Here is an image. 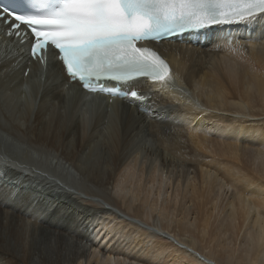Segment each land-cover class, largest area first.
I'll list each match as a JSON object with an SVG mask.
<instances>
[{"label":"bare ground","instance_id":"bare-ground-1","mask_svg":"<svg viewBox=\"0 0 264 264\" xmlns=\"http://www.w3.org/2000/svg\"><path fill=\"white\" fill-rule=\"evenodd\" d=\"M249 24L252 32L236 31L230 46L223 41L203 48L149 43L172 71L166 88L144 80L132 83L146 97L144 103L134 104L126 99L108 103L105 97L104 102L85 100L80 86L68 82L52 56L45 74H37L22 47L12 45L7 50L4 45L10 46L12 38H5L0 30V161L6 169L0 176V264H34L31 240L45 229L83 239L81 232L77 230V238L71 231L76 207L93 215L90 220L96 224L90 242L96 249L102 247V255L97 252L94 257L93 250L87 263L94 258L93 264H114L113 256L119 253L104 243L110 237V241L123 237L119 245L124 257L119 256L116 264H219L210 257L215 248L233 254L212 238L221 231L236 240L242 233L237 264H264V158L259 164L252 162V168L247 164L252 151L251 158L264 151V14ZM96 105L106 125L103 140L95 131L88 136L80 123L75 127L65 123L66 109L73 117H84ZM143 139L150 145L142 147ZM15 141H25L27 147L19 151ZM5 144L12 147L5 150ZM138 149L144 155L142 165L152 170L139 169L150 176L143 185L132 187ZM33 151L38 155L33 156ZM189 170L193 180L188 178ZM155 173L172 175L173 188L182 186V191L191 193V211L185 209L187 201L176 209V195L158 201L153 191ZM51 182L66 191H49ZM117 186L126 195L113 193ZM217 186L234 187L224 208L227 221L216 220L208 209V204L214 212L219 209L212 197ZM86 198L93 202L89 205L93 210ZM57 199L66 203L59 205ZM158 204L160 217L175 210L176 217L183 216L172 226L165 220L167 224L158 227L153 218ZM190 213L193 221L186 217ZM141 216L155 225L136 223L143 222ZM129 225L134 228L128 229ZM156 236L161 239L154 240ZM79 250L68 255L67 264H81L85 252Z\"/></svg>","mask_w":264,"mask_h":264},{"label":"snow or ice","instance_id":"snow-or-ice-1","mask_svg":"<svg viewBox=\"0 0 264 264\" xmlns=\"http://www.w3.org/2000/svg\"><path fill=\"white\" fill-rule=\"evenodd\" d=\"M261 14L264 0H20L12 7L0 3V30L9 38L29 42L33 58L54 48L71 81L81 83L85 90L113 95L98 82L127 83L148 77L154 85L167 87L169 65L143 42L214 25L251 23ZM131 96L137 98L138 93L132 91ZM102 116L99 105L84 117H73L66 109L65 123L72 127L80 123L88 136L95 131L103 140ZM14 143L19 151L27 147L25 141ZM10 147L4 145L5 150ZM47 187L66 191L58 182Z\"/></svg>","mask_w":264,"mask_h":264},{"label":"rangeland","instance_id":"rangeland-1","mask_svg":"<svg viewBox=\"0 0 264 264\" xmlns=\"http://www.w3.org/2000/svg\"><path fill=\"white\" fill-rule=\"evenodd\" d=\"M175 83H177V82H175ZM195 98H194V100H195ZM195 103H196V105L201 106L198 99L195 100ZM209 123L213 124L210 121H209ZM221 126L223 127V125H221ZM221 126L219 125L220 129L222 128ZM219 128H218V131H219ZM252 128H255V127H252ZM259 131H261V128L259 129ZM217 133L218 132L216 130V132L214 134H217ZM254 137H256V139H257L258 138V134H256V136H254ZM146 140L147 139H143L144 142L142 141L143 143H140L142 145V147L144 145H146V146L150 145V142L148 140L147 141ZM138 150L141 153V151H140L141 149H138ZM139 152L135 153V155L136 156L138 155L139 158H137L138 156L136 157L138 159L137 160L138 162H137V164L135 166L134 178H133L132 184L130 186H132V185L133 186L134 185H143L146 182L147 178L150 176V175H145V174L142 175V173L139 171V169H143L144 168V170H147V171H151L152 170V168H150V169L146 168L145 169V166L142 165L141 160H143V156L144 155H143V153L139 154ZM253 153H254V151H252L250 156L248 157L249 158L248 160H250V161L247 163L248 166H250L251 168H252V165H251L252 162H254V165H256V164H259V162H260V160L262 158H264V151H262L261 155L258 158H251V157H253ZM188 173H189L188 178L190 180H193V175L194 174H193L192 170H189ZM153 175L156 177V180L153 183V191L155 190L154 193L156 192V194H158L157 193L158 189H159V191L161 189V192H160L159 196L155 194V196L158 197V199H159L158 201L159 202H161V200L164 201L167 198L169 200L174 199V196L176 195V198L174 200V201H176V209L178 208L179 205L181 206V204L185 205L184 203L187 201L186 202L187 204L185 205V209H186V207H188V210L191 211V209H192L191 208V204H190L191 202L189 201V195H191V193L189 191L187 193L182 191V186H180V188H178V189L173 188V185L171 183V180L173 179L172 175H163V174L159 175L158 173H155ZM128 186H129V184H128ZM184 186H185V184H184ZM233 188H234L233 186H229V187L228 186H223L221 188H219L217 186L216 188H214L216 190L214 191V193H213L214 196H212V197H213V200L215 201V204H217V202H218V204L216 205L217 206L216 208H219V209H215V212H214V209L212 208L211 205L209 206V204H208V209L210 208L211 211H213L212 215H213V218H216V220L218 219L219 221H222V220L227 221L225 219L226 218V210L224 208L226 207L227 201L231 197L229 195H232L231 193L233 192ZM119 190H120L119 186L113 187V193L117 194V196L118 195L119 196L126 195V191L125 190H124L125 193H123V191L121 193V190H120V192H117ZM228 190H229L230 193L229 192L227 193ZM225 192H226V194H225ZM20 193L21 192H18V194H20ZM118 193H121V195L118 194ZM22 194H25V193L22 192L21 195ZM128 195H129V193H128ZM182 196H185V197L182 198ZM217 197H218L219 200L217 199ZM151 198H152V194L149 195V199H151ZM187 198H188V200H187ZM88 199H90V198H86V200H84V202L86 204H88L87 206L90 205L92 207L93 202L91 201V199L90 200H88ZM57 200H59V199H57ZM36 201L38 202V201H41V200H36ZM36 201H34V202H36ZM60 201H61V203H60ZM62 203H66L64 199L59 200V205H62ZM90 206H89L88 209L89 210H93V209L90 208ZM159 207H160V204H158L154 208V211H153V216H154L153 218L155 220L154 222H157L159 224L158 227L159 226L164 227V223L167 224L166 221H168V224L169 225L171 224L170 226H172V224L175 223V221L173 222V220L178 219L181 216H183V213H182L181 216H177L176 217L177 211L175 210L173 212L170 211V213L169 214L167 213L168 215H165L164 217H162V216L160 217V215H159L160 214ZM205 208H207V205H206ZM75 212H76V214L72 217L73 219L70 220L71 231L73 230L75 233H77V235H78V232H79V234L82 233L84 238L80 239V241H79V239H76V237H73L71 235H67V234H64V233L61 234V233H59L57 231L53 232L50 229H45L44 231L42 230V232H40L42 235L41 234H37L36 236H34V239L31 240L32 245H34L33 249H32V251L34 253V256H35V257L34 256L32 257V262L34 261L33 262L34 264H42L43 261L44 262H46V261L52 262L53 261L55 263H56V261H61V262H63V264H67L68 259H69L68 255L72 256V254L75 251H78L79 249H80L79 252L84 251L85 252V256H86V257L84 256L85 259L83 257L80 258L79 262H81V264H93L94 263V261H93L94 258L92 259V263H87L85 260H88V258H90V257L92 258L93 256L95 257V256H98V255L99 256L102 255V252H101L102 247H100V249L99 248L96 249L95 245L91 244V242H90V240H91L90 237L92 238V235H91L92 234V228L94 227L93 225L96 224V221H94V219H91L92 221L90 220V217H92L93 215L90 216L89 215L90 212H87L85 209H83V212H81V207H76ZM92 212L93 211H91V214H92ZM209 212H210V210L208 211V213ZM78 213H79V215H78ZM86 213H87V215H86ZM214 213H216V214H214ZM159 217H160V219H159ZM166 217H168V218H166ZM186 217L189 219V221H193V220H191V218L193 219L194 216L191 215V213L189 215H186ZM161 218L162 219L164 218V219L162 220ZM129 219H131V218H129ZM140 219L143 221L142 223H140L139 221H135L133 219L132 220L135 221L136 223L144 225L145 227H148V228H149V226L152 227V226L155 225V223L153 222V220L151 218H144V217L141 216ZM188 219H186V220H188ZM66 220H69V218L65 219V221ZM114 220L118 221V219L117 220L114 219ZM119 221H121V220H119ZM162 221H165V222H162ZM169 221H170V223H169ZM121 222L123 223L125 221L122 220ZM125 223H127V222H125ZM85 225L88 227V230L84 229ZM130 228L133 229L134 227L129 225L128 229H130ZM77 230H78V232H77ZM160 232L158 231L157 233H160ZM37 233H39V231H37ZM117 234H119V233H117ZM240 234L242 235V233H240ZM241 235H238V239L237 240H236V238L234 236L230 235L229 233L223 234V232H221V231H217L216 234L212 235V238H215V241L218 244L224 245L226 250H229V251L233 250V254H229L228 251H227L226 253L229 254V255H227V254H222V251L219 253L220 249L219 248H215L214 249V250H216L215 255H213V254L210 255V257L215 260L214 261L215 263L217 262L219 264H237V261H238L237 255L239 253V242L241 240V238H240ZM79 237L80 236L78 235L77 238H79ZM111 238L112 237H110L107 241H105L104 244L108 245L107 243H109L110 244V247L108 245L109 249L110 248L112 249L113 246H114V249H112V250H114V252L118 251L117 253H119L117 258H116L117 254L113 256V257H115L114 260L117 263H120L119 256H121V258H123L124 256L121 253L123 250L120 251V247L122 249L123 246L119 245V241L121 239L123 240L125 238L122 237V238H120L119 241H115L114 238H113V240L110 241ZM153 239L157 240V239H161V238L156 236ZM196 242L199 245L198 246V250H201L202 247H201L200 241L198 239H196ZM77 248H78V250H77ZM115 248H116V250H115ZM117 248H119V249H117ZM240 248H243V247H240ZM93 250L95 251V253H94L95 255H93ZM217 250H218V253H217ZM97 252H98V255H97ZM164 258H165V256H164ZM114 260H113V263H114ZM208 260H210V259H208ZM116 262L114 264H116ZM126 264H131V263L126 262ZM243 264H247V263L243 262Z\"/></svg>","mask_w":264,"mask_h":264},{"label":"water","instance_id":"water-1","mask_svg":"<svg viewBox=\"0 0 264 264\" xmlns=\"http://www.w3.org/2000/svg\"><path fill=\"white\" fill-rule=\"evenodd\" d=\"M127 219H129L128 217H126ZM207 261V260H206Z\"/></svg>","mask_w":264,"mask_h":264}]
</instances>
